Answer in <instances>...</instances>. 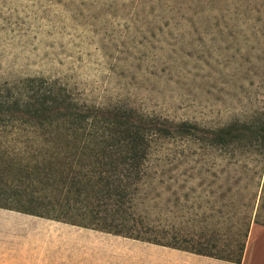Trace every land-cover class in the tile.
<instances>
[{
    "label": "trees",
    "instance_id": "16d2710c",
    "mask_svg": "<svg viewBox=\"0 0 264 264\" xmlns=\"http://www.w3.org/2000/svg\"><path fill=\"white\" fill-rule=\"evenodd\" d=\"M109 1L135 16L208 21L214 34L264 35V0ZM2 133L20 134L23 145ZM172 140L200 161L158 173L152 154ZM174 173L183 177L175 191ZM165 185L168 208L148 206ZM0 209L241 264L252 226H264V112L211 128L89 106L45 77L0 83Z\"/></svg>",
    "mask_w": 264,
    "mask_h": 264
},
{
    "label": "rangeland",
    "instance_id": "374dc122",
    "mask_svg": "<svg viewBox=\"0 0 264 264\" xmlns=\"http://www.w3.org/2000/svg\"><path fill=\"white\" fill-rule=\"evenodd\" d=\"M134 11L109 0H0V83L45 77L89 106H125L211 128L264 112L263 34H214L208 21L168 22ZM20 137L1 135L15 147L23 145ZM184 150L195 151L179 141L161 143L150 165L158 173L197 165L200 156L184 157ZM218 164L219 173L227 162ZM173 177L175 191L183 177ZM220 178L222 185L226 177ZM163 192L148 206L167 209L172 192L166 185ZM68 231L87 237L68 240ZM153 247L0 209V264H144L139 257Z\"/></svg>",
    "mask_w": 264,
    "mask_h": 264
},
{
    "label": "crops",
    "instance_id": "0c3cea01",
    "mask_svg": "<svg viewBox=\"0 0 264 264\" xmlns=\"http://www.w3.org/2000/svg\"><path fill=\"white\" fill-rule=\"evenodd\" d=\"M83 237H87L85 232H67L68 240L77 241ZM153 246V254L139 257L143 259L144 264H237L181 250ZM129 259L132 257L130 256ZM241 264H264V226L258 224L252 226Z\"/></svg>",
    "mask_w": 264,
    "mask_h": 264
}]
</instances>
